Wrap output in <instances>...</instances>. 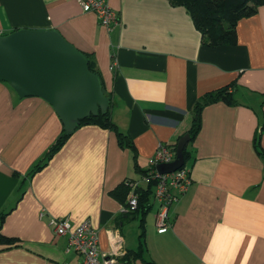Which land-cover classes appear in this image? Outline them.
<instances>
[{
  "label": "crops",
  "instance_id": "0c3cea01",
  "mask_svg": "<svg viewBox=\"0 0 264 264\" xmlns=\"http://www.w3.org/2000/svg\"><path fill=\"white\" fill-rule=\"evenodd\" d=\"M107 1L119 15L110 29L79 0H0V34L55 29L92 57L112 119L135 148L121 146L113 129L84 125L33 173L63 123L44 98L21 97L0 80L1 230L18 239L0 245V264H78L68 236L52 230L56 217L73 226L89 218L101 252L116 251L122 262L140 246L141 213L129 215L127 198L111 191L140 180L161 142L190 132L197 100L232 83L234 103L202 110L189 145L192 185L172 205L165 232L152 198L135 264H264V5L238 21L235 44L212 47L183 6Z\"/></svg>",
  "mask_w": 264,
  "mask_h": 264
},
{
  "label": "water",
  "instance_id": "95a60500",
  "mask_svg": "<svg viewBox=\"0 0 264 264\" xmlns=\"http://www.w3.org/2000/svg\"><path fill=\"white\" fill-rule=\"evenodd\" d=\"M0 80L10 83L21 97L39 96L48 101L67 132L75 131L90 115L105 114L110 106L87 56L55 29L0 34ZM190 140L189 133L180 137L175 159L159 163L158 172L170 173L184 166Z\"/></svg>",
  "mask_w": 264,
  "mask_h": 264
},
{
  "label": "trees",
  "instance_id": "16d2710c",
  "mask_svg": "<svg viewBox=\"0 0 264 264\" xmlns=\"http://www.w3.org/2000/svg\"><path fill=\"white\" fill-rule=\"evenodd\" d=\"M173 5L183 6L190 14L194 25L201 32L204 42L212 47H216L222 44H235L237 42V23L246 16H251L257 13L258 8L264 5V0H169ZM89 62V68L95 74H97L101 80L103 91L110 98V106L108 111L103 114L90 115L85 119H82L78 127L84 125H98L105 129H113L118 137L119 144L121 146H128L132 149L134 145L130 141L128 135L118 130L117 125L112 119L111 108L112 100L111 96L104 90V83L99 71L96 68L95 62L92 57L84 53ZM234 87L235 85L229 84L217 90L204 94L197 100L194 106V118L193 124L190 129L191 140L184 150L185 165L189 166L191 159V152L189 151V145L195 139L201 128V113L204 107L208 104L224 101L228 104L234 103ZM74 132V131H73ZM73 132H67L64 128L61 135L57 138L55 143L51 146L44 159L38 163L33 170V173L41 170L55 153L60 150L66 141L70 138ZM174 150H176L177 142L170 144ZM257 146V145H256ZM257 150L260 154L264 155L262 149L257 146ZM147 171H143L145 173ZM130 186L127 181L122 182L115 189L111 191V194L117 199L124 201L128 198ZM153 184H149L140 190L138 209L134 213H141L140 228H141V242L137 250H128L125 256L122 258L123 264H135L137 259L143 260L144 250V235H145V215L152 207V198H154ZM8 212L2 213L0 219V245H12L18 242L17 238L5 236L2 233L1 227ZM148 264H157L154 261L147 262Z\"/></svg>",
  "mask_w": 264,
  "mask_h": 264
},
{
  "label": "built area",
  "instance_id": "2783aa9c",
  "mask_svg": "<svg viewBox=\"0 0 264 264\" xmlns=\"http://www.w3.org/2000/svg\"><path fill=\"white\" fill-rule=\"evenodd\" d=\"M84 11L94 12L100 24L107 29L119 22V15L107 0H79ZM116 65V61L112 66ZM175 152L170 143L161 142L155 153L149 158L150 169L142 174L140 180H128L130 191L125 211L134 213L138 209L140 190L153 184L154 200L158 204L156 225L159 232H165L171 225L170 209L192 185L191 169L189 166L178 168L170 173H160L156 169L159 163H169L175 159ZM52 230L58 236H68V249L81 256L78 264H123L118 253L106 254L99 248V233L89 218L73 226L68 218L56 217L50 223Z\"/></svg>",
  "mask_w": 264,
  "mask_h": 264
},
{
  "label": "rangeland",
  "instance_id": "374dc122",
  "mask_svg": "<svg viewBox=\"0 0 264 264\" xmlns=\"http://www.w3.org/2000/svg\"><path fill=\"white\" fill-rule=\"evenodd\" d=\"M157 208H158V205H157V203H155V201H154V208H153V211L156 210Z\"/></svg>",
  "mask_w": 264,
  "mask_h": 264
}]
</instances>
